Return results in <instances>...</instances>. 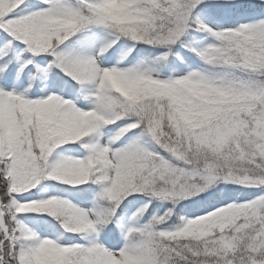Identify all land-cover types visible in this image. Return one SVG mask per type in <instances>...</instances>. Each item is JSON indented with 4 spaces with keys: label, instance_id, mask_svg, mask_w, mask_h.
Returning a JSON list of instances; mask_svg holds the SVG:
<instances>
[{
    "label": "snow or ice",
    "instance_id": "snow-or-ice-1",
    "mask_svg": "<svg viewBox=\"0 0 264 264\" xmlns=\"http://www.w3.org/2000/svg\"><path fill=\"white\" fill-rule=\"evenodd\" d=\"M0 264H264V0H0Z\"/></svg>",
    "mask_w": 264,
    "mask_h": 264
}]
</instances>
